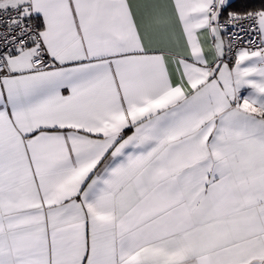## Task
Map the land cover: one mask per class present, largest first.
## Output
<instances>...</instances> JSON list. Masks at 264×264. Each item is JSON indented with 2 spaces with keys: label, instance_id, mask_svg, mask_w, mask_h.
<instances>
[{
  "label": "snow or ice",
  "instance_id": "obj_1",
  "mask_svg": "<svg viewBox=\"0 0 264 264\" xmlns=\"http://www.w3.org/2000/svg\"><path fill=\"white\" fill-rule=\"evenodd\" d=\"M0 264H264V0H0Z\"/></svg>",
  "mask_w": 264,
  "mask_h": 264
}]
</instances>
